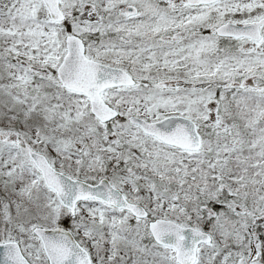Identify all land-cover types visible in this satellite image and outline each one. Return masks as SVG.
I'll return each instance as SVG.
<instances>
[{
	"label": "snow or ice",
	"instance_id": "snow-or-ice-1",
	"mask_svg": "<svg viewBox=\"0 0 264 264\" xmlns=\"http://www.w3.org/2000/svg\"><path fill=\"white\" fill-rule=\"evenodd\" d=\"M0 264H264V0H0Z\"/></svg>",
	"mask_w": 264,
	"mask_h": 264
}]
</instances>
